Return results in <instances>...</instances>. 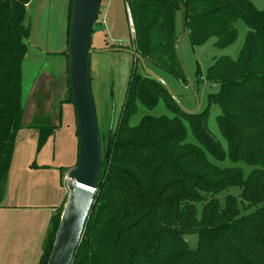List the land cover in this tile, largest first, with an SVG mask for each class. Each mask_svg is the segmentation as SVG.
Instances as JSON below:
<instances>
[{"label": "trees", "instance_id": "16d2710c", "mask_svg": "<svg viewBox=\"0 0 264 264\" xmlns=\"http://www.w3.org/2000/svg\"><path fill=\"white\" fill-rule=\"evenodd\" d=\"M30 1L0 0V199L22 127ZM128 9L133 50L156 74L186 84L174 48L177 15L191 47L214 39L212 46L224 49L237 37L236 22L245 25L237 57L216 58L205 74L218 84L208 106L220 110L216 124L225 148L208 130V108L184 113L158 82L131 74L123 119L104 143L109 154L72 264H264V9L248 0H128ZM159 99H168L181 119L144 116L127 127L136 102L150 110ZM63 102L70 103L68 85ZM28 127L38 131L39 147L56 128L40 118ZM230 189L253 210L239 215L237 198L222 195ZM62 208L50 220L37 264L47 262ZM188 235L197 238L194 249Z\"/></svg>", "mask_w": 264, "mask_h": 264}, {"label": "rangeland", "instance_id": "374dc122", "mask_svg": "<svg viewBox=\"0 0 264 264\" xmlns=\"http://www.w3.org/2000/svg\"><path fill=\"white\" fill-rule=\"evenodd\" d=\"M248 1L255 9L259 11L264 9V0ZM70 3L71 0H31L26 7L25 23L30 27V37L26 42L28 52L22 62V127L14 138L2 200L10 206L17 205L15 199L10 200V195L13 191L15 198L21 179L28 184L31 182L36 184L35 182L41 180L47 188L44 187L40 192L43 194L48 192L55 198L58 194L57 199L64 196L66 198L67 176L77 162L78 144L73 108L70 103L62 101L67 96L66 41ZM128 10V0H101L99 15L91 34V48L102 49L112 45L132 47ZM235 27L237 37L233 44L224 49L213 47L214 39L201 47H191L187 32L184 31L177 45L176 57L185 79H188L194 87L196 99L181 78L176 80L167 74H157L184 110L193 111L198 106V112H203L208 108L206 119L208 130L216 140L220 141L223 148L225 143L218 133L216 124L220 110L216 105L208 106V96L216 92L218 84L206 80L205 74L206 69L216 58L237 57L247 28L241 21H237ZM176 30L179 34V15L176 17ZM197 70L201 74L200 81L196 78ZM131 74L144 76L140 64L127 53L106 52L90 56V86L103 145L108 128L114 126L117 121L116 129L121 125L122 107ZM144 116L180 118L168 99H159L156 107L150 110L136 102L135 113L127 120V127H136ZM36 118L56 127L53 134L40 147L37 140L38 131L28 127ZM183 123L188 130L187 123ZM187 141L193 143V139L188 134ZM242 169L247 174L249 168L242 166ZM35 189L32 187L28 191L32 193ZM36 192L37 190L34 191L35 194ZM238 193V189H230L222 195L231 194L237 198L236 212L239 215L251 212L253 208L239 199ZM51 199L41 197L33 203L43 205V209L49 212L50 208L58 209L60 205L49 206L54 201ZM40 214L45 215L43 212ZM39 221L40 219L36 217L33 221V229L39 228ZM48 227L44 226V236L31 238H41L40 245H42ZM185 239L189 247L194 249L196 236L188 235Z\"/></svg>", "mask_w": 264, "mask_h": 264}, {"label": "water", "instance_id": "95a60500", "mask_svg": "<svg viewBox=\"0 0 264 264\" xmlns=\"http://www.w3.org/2000/svg\"><path fill=\"white\" fill-rule=\"evenodd\" d=\"M100 5L101 0H71L66 41V79L77 132V162L67 176V195L46 264H72L93 209L101 160L107 158L109 154V142L104 148L92 98L90 56L120 51L131 55L140 64L145 76L158 82L181 111L190 115L198 112V106L193 111L184 110L163 79L148 68V61L134 50L119 47L91 48V34L99 15ZM183 33L182 17L179 37L174 43L175 52ZM186 82L196 99L192 83L188 79Z\"/></svg>", "mask_w": 264, "mask_h": 264}, {"label": "crops", "instance_id": "0c3cea01", "mask_svg": "<svg viewBox=\"0 0 264 264\" xmlns=\"http://www.w3.org/2000/svg\"><path fill=\"white\" fill-rule=\"evenodd\" d=\"M16 178L19 179V177ZM35 183L36 184H32L31 182L28 184L26 181L20 180L18 187L16 186L15 198L13 197V191L10 195V200L15 199L17 202L16 206H10L2 202L4 197L3 190L0 199V264H37L39 261L43 244L40 245L41 238L31 237L45 235L44 226H46V228L49 226L50 220L55 212H52L53 208H50L49 212H47L48 210L43 209V205H34V200L38 198L43 197L51 199V195L48 192H46V194L40 192L41 189H44V187L47 188V186H44L41 180ZM32 187L36 188L35 190H37L38 193L36 192L35 194V190L29 193L28 190ZM18 189L19 192L17 193ZM51 197V200L54 201L52 205L49 206L60 204L59 208L63 207L65 196L59 199H57L58 194L56 198L54 195ZM41 212L45 213V215H41ZM36 217L40 219L39 228L37 230L35 228L33 229V221H35Z\"/></svg>", "mask_w": 264, "mask_h": 264}, {"label": "flooded vegetation", "instance_id": "af4514ba", "mask_svg": "<svg viewBox=\"0 0 264 264\" xmlns=\"http://www.w3.org/2000/svg\"><path fill=\"white\" fill-rule=\"evenodd\" d=\"M111 47H119V48H124V49H128V50H133V48L131 47V48H129V47H124V46H122V45H118V46H110L109 48H111ZM133 58V57H132ZM134 59V58H133ZM135 62H137L136 60H135ZM111 133H112V128L111 127H109L108 128V133H107V137H106V139L108 140L109 138H110V136H111Z\"/></svg>", "mask_w": 264, "mask_h": 264}, {"label": "built area", "instance_id": "2783aa9c", "mask_svg": "<svg viewBox=\"0 0 264 264\" xmlns=\"http://www.w3.org/2000/svg\"><path fill=\"white\" fill-rule=\"evenodd\" d=\"M52 212L54 213L55 211H54V210H52Z\"/></svg>", "mask_w": 264, "mask_h": 264}]
</instances>
